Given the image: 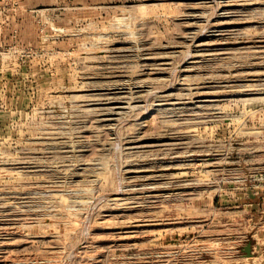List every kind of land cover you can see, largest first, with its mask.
I'll return each instance as SVG.
<instances>
[{"label":"rangeland","instance_id":"obj_1","mask_svg":"<svg viewBox=\"0 0 264 264\" xmlns=\"http://www.w3.org/2000/svg\"><path fill=\"white\" fill-rule=\"evenodd\" d=\"M0 241L264 264V0H0Z\"/></svg>","mask_w":264,"mask_h":264},{"label":"water","instance_id":"obj_2","mask_svg":"<svg viewBox=\"0 0 264 264\" xmlns=\"http://www.w3.org/2000/svg\"><path fill=\"white\" fill-rule=\"evenodd\" d=\"M245 250H246V254L247 255H251L252 254V245H251V242L248 243V245L246 246Z\"/></svg>","mask_w":264,"mask_h":264},{"label":"bare ground","instance_id":"obj_3","mask_svg":"<svg viewBox=\"0 0 264 264\" xmlns=\"http://www.w3.org/2000/svg\"><path fill=\"white\" fill-rule=\"evenodd\" d=\"M224 5H225V3H224ZM226 5H227V4H226ZM221 6H222V5H221ZM223 7H224V6H223ZM197 16H198V15H197ZM211 26H212V25H211ZM216 27H217V26H216ZM213 30H214V29H213ZM196 39H197V38H196ZM196 39H195L194 41H196ZM196 43H197V42H196ZM198 43H199V42H198ZM204 44H205V43H204ZM205 45H206V44H205ZM198 46H199V45H198ZM196 47H197V46H196ZM193 57H194V56H193ZM121 88H122V87H121ZM161 96H162V95H161ZM160 99H161V98H160ZM160 99H159V100H160ZM163 99H164V98H163ZM161 100H162V99H161ZM114 113H115V112H114ZM5 232H6V231H5ZM7 232H8V230H7ZM7 232H6V233H7ZM7 234H8V233H7ZM0 242H1V241H0Z\"/></svg>","mask_w":264,"mask_h":264}]
</instances>
